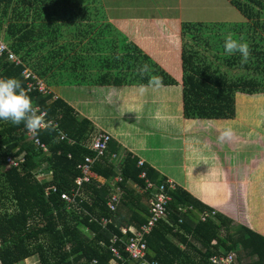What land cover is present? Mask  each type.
<instances>
[{"label": "trees", "instance_id": "1", "mask_svg": "<svg viewBox=\"0 0 264 264\" xmlns=\"http://www.w3.org/2000/svg\"><path fill=\"white\" fill-rule=\"evenodd\" d=\"M82 1L0 0V39L20 60H11L6 51L0 54V78L14 77L25 89L27 82L40 80L51 91L43 94L34 88L27 94L33 105H39L47 111L48 119L57 123L54 131L41 130L33 136L27 135L23 123L15 125L0 120V264H21L34 254L38 255V264H110L113 258L111 244L123 255L119 264H138L128 257L124 244L120 240L112 242L111 237L115 233L120 238H127L130 233L123 234L120 225L128 222L125 225L139 227L150 215L146 208L143 211L147 214L137 211L134 219L117 222L121 215L118 206L125 204L124 195L129 193L128 181L146 190V179L140 176L142 171H146L149 180L165 183L171 195L167 221L157 222L147 234L149 259L160 264H208L212 255L234 249L238 264H264L263 234L242 223L234 226L233 218L218 211L214 218L200 221L199 213L210 209L209 206L179 185L168 188V180L163 174L149 163L140 166V157L131 152L119 163L120 171L116 170L110 156L117 154L120 144L112 137L105 156L95 163L94 171L107 180L119 174L121 181L111 184L93 179L83 183L82 193L78 196L80 208L68 207L60 197L62 190L76 185V178L82 175L78 166L85 156L94 155L87 147V141L96 132L93 121L65 98L57 96L53 85H147L148 76L142 77L137 72L143 64H148L152 73L162 79V85L178 84L176 78L137 42L123 33L112 36L114 26L111 22L105 21L98 26L93 21L84 23L92 14H103V10L94 12V8L81 6ZM229 1L252 21L254 27L264 32V0ZM198 22L184 21L183 29L192 40L184 38L180 53L183 117L232 118L237 92L264 93V45L252 31L251 40L245 38L252 52L247 63H241L239 53L224 57L225 66L240 65L246 71L232 76L221 69L216 55L210 57L206 50L199 49L200 41L209 45L210 38L199 35L202 21ZM67 33L77 38L90 33L89 45L85 43L81 50L94 48V55L80 49L71 54L76 42L68 46L58 41ZM232 35L234 39L241 38L239 32ZM106 50L107 53H102ZM66 57L68 59L64 60ZM89 58L97 65L94 73L90 72ZM28 68L34 77L24 76L23 71ZM239 93L238 112L244 105V99L238 98ZM34 138L47 150L36 145ZM11 154H23L24 162L8 169L5 158ZM38 169V172H48L50 180L36 179L33 172ZM52 184L56 190L45 192ZM117 188L120 203L111 208L108 199ZM180 206L193 209L181 213ZM94 216H105L110 221L103 225ZM178 241L183 242L184 247Z\"/></svg>", "mask_w": 264, "mask_h": 264}, {"label": "rangeland", "instance_id": "2", "mask_svg": "<svg viewBox=\"0 0 264 264\" xmlns=\"http://www.w3.org/2000/svg\"><path fill=\"white\" fill-rule=\"evenodd\" d=\"M80 5L94 8V12H98L100 9L103 10V14L98 13L96 16L92 14L90 19L84 20V23L93 21L94 25L98 26L99 23L105 21L111 22L114 26L111 31L112 36H116L119 33L127 35L128 38L137 42L155 61L166 69V72L178 81L176 85H162L159 88H149L155 97H148L154 103L151 107L145 109L147 112H151L152 110L154 112H167L166 104L169 105L170 109H172L171 112H173L177 109L178 102L180 100L182 102L180 53L184 38L187 37L188 40H192V37L186 34L187 32L185 33L183 29L184 21H189L190 23L202 21V26L198 31L199 35H203L206 39L210 38V44L207 45L201 40L199 49L203 52L206 50V55L210 57L216 55L217 58L215 60L216 62H220L221 69L224 68L232 76L240 75L243 71L246 73V71L240 65L225 66L223 58L229 56L225 53L223 47L224 36L226 34L239 32L245 41V38L248 37L251 40V32L254 31V34L264 45V32L260 28L254 27L252 21L247 19L229 0H109L106 7H104L101 0H83ZM117 15L119 18H116ZM126 18L128 20H123ZM183 32L185 36L182 35L184 34ZM89 37L90 33L80 35L78 38L73 37L72 33H67L61 36L58 41L66 43L68 46L75 41L76 44L72 45L74 49L71 50V54L81 51L93 56L94 52H96L94 48H91L90 51L81 50L85 46V43L89 45ZM96 45L97 48L98 44ZM102 53H107V50ZM251 54L252 52L250 51ZM239 58L241 59V57ZM66 59L68 58L66 57L64 60ZM89 60L91 59L89 58ZM89 63L90 72L94 73L97 65L92 60ZM251 74L252 72L247 73V75ZM135 86H133L135 88H132V90L138 89L139 85ZM126 88L127 86H93L80 83L52 86L57 96L61 95L67 101L76 103L82 115L92 117V120L96 119L95 123L98 129L110 132H122V134L126 132L125 135L121 134V137L116 136L114 138L122 139L125 136L124 139L129 140L128 136H132V130L124 119V113L131 110L140 111L138 112L140 115L132 119V122L137 123L133 125L138 126L139 124L145 126L151 116H148L150 114L143 108L140 109V101L137 97L131 96L132 93L128 92L129 94L125 96L123 90H127ZM238 93L235 94V114L237 113V118L243 122L238 125L237 129L244 131L235 134L234 140L238 142L237 136L241 138L243 136V139L240 140L243 147L234 152L233 157L234 162H236V158L240 159L239 163L243 159L244 163L248 164L249 170L247 171L246 166L234 167L236 177L233 174L229 176V179L231 177H234V179L242 178L243 182L246 183H242L244 185L240 186V183L235 182L228 186L231 194L234 185L236 188L233 206H236L235 209L239 213L235 215L233 224L237 226L240 222L248 220L249 224L251 223L255 227L254 230L264 234V93L253 95L239 93L240 96L238 98L242 97L244 99L243 109L241 108L239 112L237 108ZM143 100L145 101V99ZM249 126L252 128H249ZM141 144L139 142L135 146H140ZM224 154L225 152L220 150L216 167L217 165L220 167L224 166L223 161L220 162ZM233 157H230V164L232 165ZM39 170L33 172L35 173V178L41 181H49L51 178L50 174L43 171L38 172ZM247 175L249 176V181L246 180ZM216 177H219L218 173ZM173 185L175 186L176 184L173 182ZM239 195H241L240 198ZM231 200L232 198L229 197V201ZM245 209L248 211H246V214L244 213ZM215 212L217 213L216 210ZM244 224L246 225L247 223ZM21 264H38V255L34 254L26 258Z\"/></svg>", "mask_w": 264, "mask_h": 264}, {"label": "crops", "instance_id": "3", "mask_svg": "<svg viewBox=\"0 0 264 264\" xmlns=\"http://www.w3.org/2000/svg\"><path fill=\"white\" fill-rule=\"evenodd\" d=\"M101 1L103 2L104 7H106L107 1L109 0ZM116 18H119V16L117 15ZM123 20L128 19L126 18ZM133 86L135 85L127 86V90H123L125 92V96L126 94L132 93L131 96L137 97L140 101V109L143 108L145 110L147 107H151L154 101L152 99H148V97H155L152 90H149V88H152L149 87V91L147 90L148 92L146 91L144 93H140L139 87L137 90H132V88L137 87ZM143 99H145V101ZM68 102L74 105L78 112H81L77 108L76 103L74 104L71 101ZM177 106V109L173 112H171L172 109H170L168 104H166V108L168 109L167 112H154L153 110L151 112H147L145 110L148 114H150L148 116H151L149 118V122L145 124V126H142L141 124H139V126L133 125L137 123L132 122V119H134V117H138L140 115L138 112L140 111L131 110L124 113V119L127 121L132 130V136H128L129 140H125V136H123L122 139L116 138V140L114 137H121L122 132L118 133L116 131L110 132L108 130L98 129L95 123L96 119H93V121L92 117H87H89L95 124V132H108L112 139L116 140L117 143L120 144L117 154L113 153L114 157H112V154V156H110L111 161L114 159V162H118L114 163L116 170L120 171L119 163H122L127 153L131 152L140 157V159H143L145 163H149L155 167L166 177L167 180H171L176 185L185 188L194 197L208 205L209 208L215 209L216 211L235 219V215L239 213V211L235 209L236 206H233L236 197V188L234 185L231 194L228 186L229 184H234L235 182L240 183V186L246 184L243 182L244 180L242 178L234 179V177H236L234 167L246 166L247 171L249 170L248 164L244 163L243 159L241 163H239L240 159L236 158V162H234L233 157V154H235L234 152H237L243 147L240 143L243 136L242 138L237 136L238 142L234 140L235 134L244 131L237 129L238 125H240L243 121H240L237 118V113L232 118H184L181 100L178 102ZM245 125L247 126V124ZM225 127H230L234 132V136L230 140H226L222 143L218 140V136L220 134V130ZM249 128L252 127L249 126ZM125 134L126 132L122 135ZM139 142L142 144L140 146H135ZM220 150L225 152L224 157L220 161H223L224 166L220 167L217 165L216 167ZM231 156L233 157V165L230 164ZM217 173L219 174L218 178L216 177ZM232 174L234 177L229 179V176ZM95 175L97 176L94 178L96 181L100 183L110 181L111 184L115 181L114 178L116 176L115 175L113 179L111 178L107 180L96 171ZM246 180L249 181L248 175ZM127 187H129V193H125L124 195L125 204L121 205L120 203L118 206L121 215L120 217H117V222L119 219L124 222H126L127 219H134V212L141 211L143 214H147V212L143 211V209L147 208L149 210L150 193L132 181H128ZM240 196L241 195H239V198ZM229 197L232 198L231 201H229ZM244 211L246 214L247 210L245 209ZM126 223H122L120 227H138L135 226V224L125 225ZM240 223H247L246 225L250 228H255L251 223L249 224L248 220ZM178 242L181 247H184L183 242Z\"/></svg>", "mask_w": 264, "mask_h": 264}, {"label": "built area", "instance_id": "4", "mask_svg": "<svg viewBox=\"0 0 264 264\" xmlns=\"http://www.w3.org/2000/svg\"><path fill=\"white\" fill-rule=\"evenodd\" d=\"M7 53L8 57L11 60L19 62V58L17 55L12 52L5 41L0 39V54L3 52ZM23 74L25 77H29L30 75L34 77L29 69H24ZM37 88L38 91L42 92L43 94L49 93L47 87L40 80H36L35 83L27 82L26 83V91H30L31 89ZM41 109L39 105H33ZM42 111L46 112V119H48L47 111L41 109ZM53 122V120L48 119ZM55 125L57 123L54 122ZM28 135H31L28 132ZM64 137V136H63ZM111 139V135L108 132L101 131L93 133L89 140L87 141L88 148H90L94 155H86L84 158V162L78 166V169H81L82 175L76 178V185L71 187L70 189H64L60 192V197L65 200L68 207H77L80 208L78 201V196L82 193V185L85 182H90L97 176L95 175L94 165L96 162H99V159L103 158L108 150V143ZM33 142L38 145L43 151L47 150L42 143H39L37 138L33 139ZM113 155V154H112ZM111 155V156H112ZM114 157V155L112 156ZM24 162L23 154L19 155H7L5 158V166L6 168H16L21 163ZM139 165L143 166L144 161L140 159ZM142 178L146 179V190L150 192V209H149V217L146 222L142 223L139 227H129V226H121L120 230L123 234H128L127 238H120L117 234H113L111 237L112 242H116L120 240L124 244V250L128 253V257L134 262L138 264H160L157 260H151L147 257V249H148V242H147V234L153 229L157 222L161 220L167 221V217L169 215L168 210V202L171 200V195L168 192L165 183L158 184L153 182L147 178L146 171H142L141 175ZM115 181H121V176L117 174L114 178ZM168 188L174 189L175 186L171 180L167 181ZM49 190H56V186L52 184V186L48 189H45V192ZM82 196V195H81ZM120 203V190L117 188V192H112L109 199L108 204L111 208H114L116 204ZM179 211L181 213H187L192 210L191 206H180ZM215 210L209 209L200 212L199 220L206 221L208 218H214ZM93 218L97 219L103 225H106L110 221L108 217L102 216L101 218L94 216ZM181 221V219H180ZM111 252L113 253V258L111 259V264H119L123 261V255L120 252V249L111 244L110 245ZM208 264H238V255L237 250L231 249L228 252H219L218 254L212 255L209 260Z\"/></svg>", "mask_w": 264, "mask_h": 264}, {"label": "clouds", "instance_id": "5", "mask_svg": "<svg viewBox=\"0 0 264 264\" xmlns=\"http://www.w3.org/2000/svg\"><path fill=\"white\" fill-rule=\"evenodd\" d=\"M223 47L228 55L239 53L242 64L249 61L250 47L243 40V37L237 40L233 38L231 33H228L224 36ZM137 72L142 77L148 76V84L139 86L141 93L146 92L149 87L159 88L162 86V79L152 73L148 64L138 67ZM0 120L10 121L15 125L23 123L27 131L33 136L38 135L41 130L54 131L56 129L54 122L46 119V112L33 106V102L21 81L14 77L0 78ZM233 136V130L230 127H225L220 130L218 140L223 143Z\"/></svg>", "mask_w": 264, "mask_h": 264}]
</instances>
